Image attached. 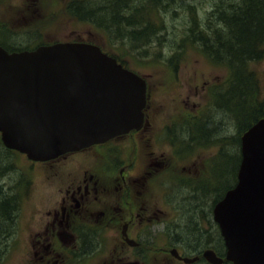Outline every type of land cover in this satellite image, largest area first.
Wrapping results in <instances>:
<instances>
[{"label":"rangeland","instance_id":"374dc122","mask_svg":"<svg viewBox=\"0 0 264 264\" xmlns=\"http://www.w3.org/2000/svg\"><path fill=\"white\" fill-rule=\"evenodd\" d=\"M69 1L0 0V28H5L4 21H12L9 26L12 34L7 44L10 48H23L54 40L79 39L93 41L108 51L118 53L127 67L145 77L149 110L154 111L155 115L152 123L156 126L162 122L168 124V145L156 152L146 137L142 138V146L132 151L130 141L127 142L122 153L116 151L109 155L113 170L109 171L112 177L106 185L120 188L121 175H118L119 168L117 170L114 167H128L134 158L135 165L131 172H140L133 177L125 175L126 189L138 190V185L141 189L142 182L147 178L146 173H143L146 170L144 160L154 158L161 162L169 159L172 167L169 173L156 179L150 187L154 191L153 200L160 204L155 191L158 192L163 184L168 186L169 183H176V190L182 195L176 194L174 201L186 200L191 206H201L202 215L209 214L214 191L220 190L222 196L227 188L236 185L237 157H241L242 131L238 135L241 126L237 124L239 118L236 121L230 112L236 109V103L227 100L226 106L221 107L229 86L225 81L229 76L228 64L223 58L210 56L205 45V39L209 43L214 40L223 25L213 7L225 6L230 1L163 0L158 9L143 2L144 9L139 12L150 20L146 31L148 39L144 41L138 35L133 36L135 33L131 32L130 26L127 32H117L114 27H98L90 20L96 15L109 13H104L101 5H110V0L88 3L87 8L91 12L97 8L88 19H77L71 15L66 8ZM257 16L254 14L253 19L256 20ZM253 28V35L262 33L264 21ZM249 67L254 81L247 83L244 95L251 88L248 97L259 100L264 113V50L261 59L251 61ZM212 90L221 98L220 107L218 99L211 105L214 100ZM191 116H195L194 121L189 118ZM199 116L201 122L211 120L206 131L200 126L201 122L196 121ZM2 145L0 138V264H27L31 255L44 250L45 242H52L41 237H45L44 227L51 223L55 211H60V200L65 190L68 187L73 190L81 184L87 175L86 169L91 168L94 161H98V165L104 161L97 160L95 153H87L79 157L82 160L76 162L75 167L70 164L63 167L65 161L57 165L33 166L29 158L16 152H7ZM122 154L126 159L122 158L121 161ZM157 168L154 166L152 170ZM98 170L95 176L105 178L99 167ZM253 184L258 183L255 180ZM141 191L137 201L142 207L147 204L142 199L144 189ZM114 194L113 190L103 191L102 197L109 201ZM119 196L125 200L124 195ZM130 198H133L132 194ZM105 200L101 199V206L110 204L105 203ZM116 200L114 197L112 204ZM158 228L162 226L155 227L152 234L157 238L154 246H165L167 238L160 235ZM114 232L116 229L106 227L103 232L95 234L101 245L95 247L91 258L97 264H104L106 260H102L103 254L109 253L115 246H111ZM38 235L40 238L36 240L35 236ZM54 247L61 250L58 243ZM161 256V253H157L151 263L159 264L163 259ZM55 257L61 258L60 255ZM79 263L83 262L77 260Z\"/></svg>","mask_w":264,"mask_h":264},{"label":"water","instance_id":"95a60500","mask_svg":"<svg viewBox=\"0 0 264 264\" xmlns=\"http://www.w3.org/2000/svg\"><path fill=\"white\" fill-rule=\"evenodd\" d=\"M145 82L92 43L0 47L4 146L47 160L139 128ZM236 185L216 205L234 264H264V117L241 134ZM256 180L257 185L253 182Z\"/></svg>","mask_w":264,"mask_h":264},{"label":"flooded vegetation","instance_id":"af4514ba","mask_svg":"<svg viewBox=\"0 0 264 264\" xmlns=\"http://www.w3.org/2000/svg\"><path fill=\"white\" fill-rule=\"evenodd\" d=\"M11 23V20H6L4 24L8 28L6 26L0 28V47L8 52L11 47L7 44L10 34H12V29L9 28ZM144 80L146 83L145 77ZM148 102L149 94L146 83L143 123L137 129H131L104 142L92 144L76 151L65 152L49 160H29L34 164L33 166L57 165L65 161L63 167L68 164L75 167L76 162L82 160L79 157H83L87 153H95L94 156L97 160L101 159L104 162L98 165V161H94L91 168L86 169L87 175L83 182L73 190H70L69 187L65 190L60 200V211H55L51 223L44 227L45 237H41L44 240L50 239L52 242H45L44 250H39L37 254L31 255L27 264H33L36 261L39 264H77V260L83 262L82 264H97L95 259L91 258L95 247L101 245L95 234L103 232L106 227L116 229V232L112 234L111 238V246H115L109 253L102 256V260H106L104 264H152L157 253H161L163 258L159 264H234L226 257L228 247L221 233L220 224L216 220V205L224 196V194L221 196L220 190L214 191L213 204L207 215H202L201 206H191L186 200L174 201L176 194L182 195L176 190V183H169L168 186L163 184L158 192L155 191L161 202L157 204L153 200L152 193L154 191L152 192L150 187L156 179L169 173L172 167L169 159L160 162L154 158L144 160L146 170L143 173H146L147 178L142 182L143 188L141 189H144L142 199L147 205L141 207L138 204L137 200H139L141 191L139 185L137 186L138 190L126 189L125 175L133 177L140 172H131L135 165L134 158L128 167L122 168L124 166L116 165L114 167L117 170L119 168L118 175H121L120 179L122 180L120 188L112 186V189L108 184L106 185L112 177L109 171L113 170L109 155L116 151L122 153L127 142L130 141L132 151H136L142 146V138L146 137L149 139V145L156 152L167 147L169 126L165 124L166 122H162L159 126L152 123L155 115L154 111L149 110ZM201 116L196 117V121L201 122ZM2 147L7 152H16L25 156L4 145ZM151 153L153 152L151 151ZM158 153L160 152L158 151ZM122 158L125 160L126 156L122 154L121 161ZM154 166L158 168L152 170ZM98 167L105 178L95 176L99 173ZM190 186L194 185L190 184ZM112 190L115 193L113 198H117L113 204L111 201L113 198L106 201L102 197L103 191L110 192ZM120 194L124 195L125 200L119 196ZM131 194L132 199L130 198ZM101 199L110 204L101 206ZM158 225L162 226V228H158L160 235L167 238V241L165 246L155 247L157 238L152 234ZM39 238V235L35 236L36 240ZM65 240L68 241L63 242ZM55 243L60 245L61 250L55 249ZM56 255H60L61 258L55 257Z\"/></svg>","mask_w":264,"mask_h":264},{"label":"trees","instance_id":"16d2710c","mask_svg":"<svg viewBox=\"0 0 264 264\" xmlns=\"http://www.w3.org/2000/svg\"><path fill=\"white\" fill-rule=\"evenodd\" d=\"M162 1L163 0H110V5L107 6V3L101 5V8L105 11L104 13H109L96 15L90 20L98 27L108 29L114 27L117 32H127L126 29L130 26L132 27L131 32L135 33L133 36L138 35L144 41L148 39V32L146 31L150 20H147V17L144 18L139 12L144 9L143 2H147L158 9L159 4L163 3ZM91 2H94V0H70L67 2L66 8L75 18L88 19V16L97 9L93 8L91 12V10L87 8L88 3ZM223 2L229 3L222 7L218 5L213 7L214 12L218 16V20L223 24L219 29L220 33H218L216 38L210 43L205 39V45L207 47L206 52L209 53L210 56H214L217 59L223 58L228 64L229 76L225 81L229 86L221 107L226 106L225 101L227 100H233L236 103V109L230 110V112L235 117L236 121L237 118H239L237 122V124L241 126L240 132L237 131L239 135L241 131H245L259 118L264 116L262 104L259 100L248 97L252 89L250 88L247 90V96L244 95V89L247 83L249 81H254V75L251 72L249 63L261 59L262 51L264 50V28L263 32L257 35H253L252 32V28L255 25L258 26V23H263L264 21V0H223ZM254 14H258L256 20L253 19ZM225 35L228 37L225 38ZM33 47L34 46H26L23 48L13 47L9 50L30 49ZM105 51L124 64L118 53L106 49ZM213 95L214 100H212L211 105L214 104L216 99H221L216 92H213ZM217 103L220 107V100L217 101ZM190 118L192 121L195 120L193 116ZM210 122V119L203 120L200 126L206 131L208 128L207 125H209ZM237 159L238 162H240V155Z\"/></svg>","mask_w":264,"mask_h":264}]
</instances>
